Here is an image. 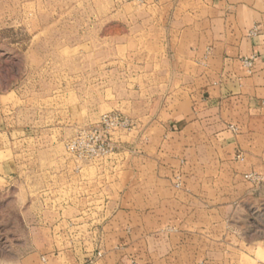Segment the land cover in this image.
<instances>
[{
	"label": "rangeland",
	"instance_id": "obj_1",
	"mask_svg": "<svg viewBox=\"0 0 264 264\" xmlns=\"http://www.w3.org/2000/svg\"><path fill=\"white\" fill-rule=\"evenodd\" d=\"M145 1L0 0V264H47L46 256L54 264L58 253L60 264H95L120 248L134 255L142 246L149 253L165 247L154 241L152 226L145 245L135 241L136 231L124 244L119 222L133 226L142 216L152 222L173 213L160 209L125 217L95 211L89 214L92 226L83 228L71 189L81 163L107 159L114 173L124 166L134 170L136 156L170 158L166 142L151 146L148 132L140 130L162 119L166 102L165 85L151 82L160 63L151 51L150 32L143 34L136 23ZM238 150L231 158L238 163L221 173L206 167L200 192L192 197L181 192L185 180L176 170L169 185L159 183L157 191L126 199L149 206L231 205L223 212L231 222L224 235L242 252L232 262L256 264L260 244L241 241L264 237V174L250 168L230 175L245 160ZM248 173L259 177L250 180ZM196 184L191 180L188 187L193 191ZM87 235L91 243L81 242ZM28 254L34 256L24 259Z\"/></svg>",
	"mask_w": 264,
	"mask_h": 264
},
{
	"label": "crops",
	"instance_id": "obj_2",
	"mask_svg": "<svg viewBox=\"0 0 264 264\" xmlns=\"http://www.w3.org/2000/svg\"><path fill=\"white\" fill-rule=\"evenodd\" d=\"M138 10L136 23L143 34L150 32L151 51L160 63L151 82L166 89L162 92L166 102L159 111L164 118L140 130L148 132L146 141L151 146L166 142L170 158L163 161L156 155L136 156L131 159L134 170L124 166L114 173L107 159L81 163L71 182L76 220L80 227L89 228V214L95 211L119 212L125 217L129 213L141 217L142 213L160 209L173 213L167 220L152 222L142 216L133 226L119 222L125 233L119 239L126 240L124 244L130 243L136 231L135 241L145 245V233L152 226L154 241L165 244L159 251L150 249L149 253L142 246L131 255L120 248L106 252L95 264H237L232 261L242 252L224 235V226L229 228L231 222L224 220L223 212L231 205L205 202L149 206L126 196L157 191L159 183L169 185L174 172L180 170L185 180L181 192L192 197L200 192L199 181L205 178L206 167L214 166L213 172L221 173L224 166L238 163L231 158L240 148L245 160L239 170L231 169L230 175L250 168L264 174V0H146ZM254 26L257 34L249 35ZM251 56L254 68L249 74L241 59ZM231 126L239 133L235 134ZM191 180H197L198 188L193 191L188 187ZM104 220L102 227L110 222L109 216L106 224ZM89 238L87 235L81 242L91 243ZM241 242L246 246L259 243L262 257L256 264H264V237ZM33 256L28 254L24 259ZM46 257L49 264L52 259ZM54 258L56 262L61 260L59 253Z\"/></svg>",
	"mask_w": 264,
	"mask_h": 264
},
{
	"label": "built area",
	"instance_id": "obj_3",
	"mask_svg": "<svg viewBox=\"0 0 264 264\" xmlns=\"http://www.w3.org/2000/svg\"><path fill=\"white\" fill-rule=\"evenodd\" d=\"M257 32H258V28L257 26H254L248 31V34L254 36L257 34ZM241 63L247 73H251L253 71V68H254V57L253 56L242 58ZM237 158L242 159L241 154L237 155ZM245 177L250 180H255V179H258L259 176L255 173H248L245 175Z\"/></svg>",
	"mask_w": 264,
	"mask_h": 264
}]
</instances>
